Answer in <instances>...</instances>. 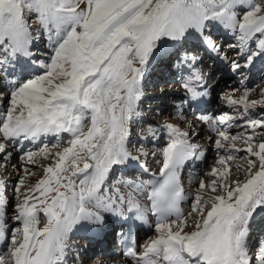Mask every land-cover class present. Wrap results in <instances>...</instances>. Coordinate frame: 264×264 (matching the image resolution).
Segmentation results:
<instances>
[{
  "label": "rangeland",
  "instance_id": "rangeland-1",
  "mask_svg": "<svg viewBox=\"0 0 264 264\" xmlns=\"http://www.w3.org/2000/svg\"><path fill=\"white\" fill-rule=\"evenodd\" d=\"M24 1L21 0V4H24ZM62 1L64 0H55L54 5L52 2H46L51 6L42 18H35L36 13L23 17V24L26 27L29 25L28 30L26 27L21 28L20 22H16L15 29L12 30L9 25L11 12L5 6L10 2L18 6L19 0H0V14L2 9L8 12L5 23L0 20L2 24L0 36L3 37V31L7 28V31L17 33L18 38L23 39L22 34L25 30L34 38L27 44L22 43L21 38L15 39L9 35L11 39L3 37L0 40V140L3 141L7 133L20 130L25 121L33 117L34 121H31L33 124L48 123L46 127L52 133L48 140H42L37 145H33L31 141L22 142L21 149L14 157L16 160L20 159L15 162L18 163L19 174L16 173V169L13 171L9 166H4V163L11 164L12 158H6V154L11 152L20 140L15 145L10 143V140H4L7 148H3L0 154V178L5 187L6 204L4 208L2 205L0 207L4 209L3 220L9 225L6 230L7 239L11 237L14 238L15 244L19 243L18 238L21 235L19 229L26 224L28 218L22 209L23 199L27 192L38 187L44 177L48 179L58 173L62 174L58 165L74 156L76 153L74 147L80 143L76 139H80V136L87 132L89 141H99L101 134L92 130L90 124L94 117L96 124L99 125L97 126L99 129L96 130L101 131V127L106 128L105 120L109 122L111 117L124 113L122 117L124 127L122 125L121 128L124 131L129 129L127 147L132 153H146L147 160H158L162 148L167 143L163 134L165 129L161 125L166 115L186 128L189 125L188 119L197 116L190 111L193 103L179 105L185 97L183 92L190 91L183 85L193 80L195 72H199L204 79L203 88H209L214 93V103L220 102L226 106L215 108L212 116H207L214 124L212 131L210 130L211 136L204 128L202 131L205 132L202 133L189 132L191 137H196L195 139L202 144L207 142L205 140L209 136L210 145L207 144L205 149L209 150L207 152L211 151L213 155L210 156L211 152L204 155L205 159L210 160L206 163L203 161L200 166L203 174L205 173L203 175L205 190L195 191L196 193L189 197L184 224L196 220V214L202 218L217 202L216 197L233 199L240 207L242 200L238 201L237 191L244 196L246 192L242 189L251 188L248 186L251 175L253 178V174L259 173L262 169L263 172L260 173L264 175V59L261 58L264 56V0H96L95 10L85 27L81 46L76 44V36L69 27L65 31L60 30L64 28L62 24L64 18L69 15L68 12L76 10L67 12L54 10L61 6L60 9L65 11L63 9L66 5L61 4ZM74 1L77 0H72ZM165 7H168L171 13L176 9V17L180 11L177 8L182 7L195 14L193 20L197 21L196 23L203 21L202 36L210 40L217 56L213 58L203 52L199 37H184L179 44L172 46L178 47V51L175 49L168 51L171 55L167 54L169 59L166 67L173 79L168 81L166 78L163 82L159 78L164 76L161 66L153 67H158L157 63L166 56L165 41L168 40L164 34L166 20L161 26L160 38L149 53L155 54V59L158 60L157 62L154 60L151 69L143 66L136 68L134 62L120 56L114 61L111 56L126 38L136 39L140 36L145 24L153 20ZM2 18L4 17L0 19ZM66 36L68 38H65ZM31 49L36 54L30 56L29 60L21 56ZM14 52H17L14 55L24 67H32L29 63L36 64V67L31 71L16 72L11 61ZM256 60L259 63H256L253 69ZM183 64L189 66L185 71L182 70ZM10 79H14V82L8 86ZM122 83L131 88L127 99L120 97L119 86ZM191 85L193 86V83ZM175 91L178 94H174ZM133 96L138 97L135 109L128 105ZM171 108L175 110L172 113ZM179 109L183 110L179 112ZM181 114L183 118L179 117ZM223 118L225 121L218 120ZM192 127L197 128V125ZM72 131L78 133L74 138ZM153 133L156 134L153 136ZM43 137L45 136L40 135V138ZM111 138L115 139L114 136ZM195 139L192 141L197 142ZM107 141L109 144L113 142L110 137ZM108 142L103 141L105 146ZM99 157L95 160L98 165L107 160V156ZM112 177L110 179L113 181L119 177L123 180L133 179L135 173L131 171L126 174L123 167L116 165ZM196 181L197 184L200 182L198 178ZM185 184L190 186L188 182ZM253 205H250L251 211ZM246 211L245 208L242 209V213ZM263 221L264 219L259 218L256 221L259 228L250 231L251 239H256L257 242L264 237ZM177 225H173L174 228ZM255 245L257 243L252 245L250 255L256 253ZM81 249L79 248L77 252L80 253ZM10 250L11 248H4L0 253L2 264L12 261ZM72 256H75V252ZM96 256L95 254L88 258L92 260ZM73 261L76 262V259L73 258Z\"/></svg>",
  "mask_w": 264,
  "mask_h": 264
},
{
  "label": "bare ground",
  "instance_id": "bare-ground-1",
  "mask_svg": "<svg viewBox=\"0 0 264 264\" xmlns=\"http://www.w3.org/2000/svg\"><path fill=\"white\" fill-rule=\"evenodd\" d=\"M85 1L86 0H81L80 2L77 0L76 2H72L77 5L70 7L66 6L63 10L72 11L79 7V5H83ZM5 8L11 12L9 25L11 26L10 28L14 30L15 23H21L19 9L13 2L8 3ZM60 8L62 7L59 6L57 9L62 11ZM177 10L180 11L177 13L176 17V9L171 13L168 7L163 8L153 20L145 24L142 33H140L141 35L138 36L139 38H126V40L119 44L111 58L115 61L123 57L122 59L125 58V60L129 59L134 62L136 68L143 66L151 69L154 65V60L155 62L158 60L155 59V54L149 55V53L152 51L154 43L160 38L161 26H163L165 20L164 34L168 38V40L165 41V50L167 51L165 52L166 56L161 58L159 63H157V66H161L160 69L164 72V76L159 77L163 82L166 78H168V81L173 79L170 76L171 72L167 71L166 67L168 66L167 60L169 59V57L167 58V54L170 53H168V51L177 50L178 47L172 46H175L176 43L179 44L180 40L182 38L184 39V37H199L203 52L210 57L216 58L217 54L210 40L202 36V29L204 27L203 21L196 23L197 21L195 22V20H193L195 14L187 9L184 10V8L182 9L181 7V9L177 8ZM93 11L94 9L90 12L92 13ZM6 29L7 28H5V31H7ZM12 30H10L11 32L8 31L12 34H9V36L17 39L19 35H17V33L13 34ZM176 30L178 31L177 33ZM0 37V40H2L3 37ZM207 37L209 36L207 35ZM24 44H27V40ZM183 46L185 47L186 45ZM24 49L26 51V48ZM15 53L17 52L12 53L11 57L13 59H11V61L13 62V68H16V72L17 70L21 72L31 71L36 67V64L33 63H29L32 67H24L21 61H17L18 57L14 55ZM34 54L36 53L31 49L27 51L25 55L21 56L29 60V57ZM261 58L264 59V56ZM256 63H259L258 60L255 61L253 69L256 67ZM159 66H154L153 68H159ZM188 68V65L183 64V71ZM132 76L134 77V71H132ZM254 79H256V77H254ZM203 80L201 74L195 72L193 80L187 83L185 82L183 86L189 88L190 93L186 91L183 92L185 97L179 105L184 106L186 101L192 99L198 104L200 99L204 98L210 99L213 108L219 109L222 106H226V104L220 102L214 103V93H212L209 88H203ZM12 82H14V79H10L8 86L11 85ZM192 83L193 86L191 85ZM4 85H6V82ZM122 85L119 86L121 90L120 97H125L127 99V94L130 93L131 88H128L127 84ZM173 93L178 94L177 91ZM4 94L5 93H1V95ZM130 100L131 102L129 99L127 100L130 102L128 105H130L132 109H135L138 97L133 96ZM127 103L128 102H126V104ZM181 110L179 112H181ZM174 111L175 110L171 108L170 112L172 113ZM182 114L179 116L180 118H183ZM119 115L111 117L109 122L105 120L104 126L106 128L101 127V131L96 130L99 129L97 127L99 125L96 124L97 122L94 117L90 124L92 130L101 134V136H99V141L95 140V137V139L93 138L95 141H89V134L84 132V135H81L80 139H76V141L78 140L80 143H77L78 145L74 147L76 149L74 156L72 155L65 162L59 163V172L62 174L58 173V175L52 178H48L49 174L48 176L46 175L48 179L44 177L38 187L36 189L34 188L35 190L29 193L27 192V196L25 195L26 197L23 199L22 209L28 218L26 219V224L19 229L21 235L18 238V244H15L14 238L11 237H9L7 242L1 243V238H6V230H8L9 225L3 220L4 215L2 211H4L3 208L6 204V194L5 187L2 185V178H0V206H3V208L0 207V251L2 252L3 248H11L10 256L12 257V261L9 263L7 262V264H36L43 246L49 239H51V241L43 264H164L163 258L166 249L170 245L175 244L180 245L184 249L186 247H194V252L201 248L209 247V253L214 258L218 256L219 250L225 249L230 255L231 264H250L252 262V257L248 254V251L252 250V245L256 243V255L254 254L255 256H253V258L256 264H264V237L258 242L256 239L253 240L250 237V231L259 227V225L256 224L257 222H254L252 218L258 211L264 210V175L261 174L263 169L262 171L260 170L259 173H254L253 178L251 175L248 181V186L251 188L242 189L246 192L244 196L240 195L239 190L237 191L238 201L242 200L240 207L235 204L233 199L228 197H218V199L216 197L217 202L211 206L210 210L206 211V214L202 218L196 214V220L187 223V225L184 224V215L177 221H166L162 224L156 223L152 232L145 235L137 244L138 250L132 261L128 260L126 257H117L116 253L118 250L113 248V246L111 255H109L110 250L106 249L102 255L93 257L92 260L88 258V256L95 252L93 247L88 246L86 241H79L77 237L80 235L85 237L87 233L100 230L107 234L112 224L115 223L117 214L124 215L125 212L131 209L141 211L143 214L148 211L151 193V189L148 187V173L152 175H161L165 170L175 166V172L180 175V178L185 171L189 175L194 174V179H187L186 181L190 183V186L184 185V195L186 197H190L192 194L196 193L195 191L201 192L205 190L203 189L205 186V176L203 177V175L205 173L203 174L202 171H196L194 169L193 171H189L188 168L185 169V167L181 172L182 163L180 161L176 166L174 157L176 152L177 154H182V160H186L187 163H189V166H187L189 168H194L192 165H201L203 161H205V163L209 162L210 160L205 159L204 155L208 150H206L205 147L207 148V144L210 145V137L207 136V140H205L207 142L202 144L195 139L196 137H191L189 132L197 134L207 131L210 134V130L214 127V124H212L213 120H209L205 115L195 116L194 118L188 119L189 125L186 128V126L178 125L177 122L171 118H167L166 115V119L163 120L161 125L165 129L163 134L167 140L164 141L167 143L162 148L158 160H147L145 156L146 153H132L127 147L129 129L125 131L122 130L121 127L124 124L122 117H124V113ZM140 115H142V113H140ZM33 118L27 119L20 130L9 132L3 137L4 140H10L9 142L14 145L20 140L19 144L13 148V150L10 148L14 152L12 153L11 151L6 154V158L11 157L13 163L11 162L10 165L6 164V162L4 163V166H9L13 171L16 169V173L18 174L20 170L17 168L18 163L15 162L20 161V159L16 160L14 157L19 149H21L22 142L31 141L33 145H37L38 142L42 140H48L50 138L49 135L52 134L50 130H48L49 128L46 127L48 123L47 125L43 123H37L35 125L32 123L34 121ZM218 120L225 121L224 118ZM194 125H197V128L192 127ZM202 128H204L205 131H202ZM190 130H193V132ZM71 133L73 138L75 134L78 135L76 131H72ZM154 134L156 133H153V136ZM40 135L45 137L40 138ZM113 136L115 139L111 138ZM109 137L114 144L113 142L109 144L107 141L108 144L105 146L104 143H107L106 140ZM194 139L197 142H193L192 140ZM4 140H0V154L3 148H7ZM82 142L84 145L81 146L80 144H83ZM95 143L97 144L95 145ZM101 143H103V145H101ZM210 152L207 153L209 154ZM210 154V156L213 155L212 152ZM98 156L105 158L107 156V160H104V162L98 165L95 163L96 157ZM85 162L91 165L90 169L85 167ZM116 165L123 167V170H125L124 173L126 174L134 171L135 177L133 179L126 178L125 180L117 177V180H111L110 178H113L112 171ZM2 168L3 167H1V169ZM197 178L200 180L198 184L196 181ZM254 178L255 180L253 181ZM252 197L255 199L253 200ZM252 204L254 205L251 211L250 205ZM243 208L247 210L244 213H242ZM187 209L188 208H186V210ZM21 221L20 219V222ZM175 224L179 225L174 228ZM226 234H228V237H226ZM86 239L91 240L88 236H86ZM105 239L108 242L110 241V238ZM82 244H84L86 249L84 248L82 250L83 253L81 252L82 255H80L77 251L82 247ZM73 252H75V256H72ZM73 258L76 259V262L73 261ZM2 263V257L0 256V264Z\"/></svg>",
  "mask_w": 264,
  "mask_h": 264
},
{
  "label": "crops",
  "instance_id": "crops-1",
  "mask_svg": "<svg viewBox=\"0 0 264 264\" xmlns=\"http://www.w3.org/2000/svg\"><path fill=\"white\" fill-rule=\"evenodd\" d=\"M21 0H19V5L20 8L23 11V14L27 17L29 15H34V13L37 14V17L35 18H42L45 16L46 12H47V4H46V0L45 1H41L42 4H37L36 2L32 1V0H25L24 4H21L20 2ZM49 4V3H48ZM29 14V15H27ZM32 15V16H33Z\"/></svg>",
  "mask_w": 264,
  "mask_h": 264
},
{
  "label": "water",
  "instance_id": "water-1",
  "mask_svg": "<svg viewBox=\"0 0 264 264\" xmlns=\"http://www.w3.org/2000/svg\"><path fill=\"white\" fill-rule=\"evenodd\" d=\"M85 164H86V165H89V163H88V162H86Z\"/></svg>",
  "mask_w": 264,
  "mask_h": 264
}]
</instances>
